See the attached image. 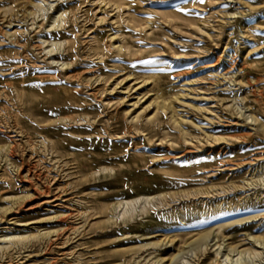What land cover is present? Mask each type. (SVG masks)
Returning <instances> with one entry per match:
<instances>
[{"label":"rangeland","instance_id":"374dc122","mask_svg":"<svg viewBox=\"0 0 264 264\" xmlns=\"http://www.w3.org/2000/svg\"><path fill=\"white\" fill-rule=\"evenodd\" d=\"M31 1L0 0V264H150L132 261L136 232L179 246L210 228L219 253L200 264H235L248 234L264 237V182L242 186L264 172V0H53L62 30L35 17L40 30L22 32ZM38 36L65 41L54 57L74 63L50 64ZM205 187L128 223L110 210ZM182 211L187 225L169 222ZM258 247L236 264H264Z\"/></svg>","mask_w":264,"mask_h":264},{"label":"bare ground","instance_id":"6f19581e","mask_svg":"<svg viewBox=\"0 0 264 264\" xmlns=\"http://www.w3.org/2000/svg\"><path fill=\"white\" fill-rule=\"evenodd\" d=\"M51 1H53V0H32L31 1L34 8L32 10L27 11V14L29 15V22L27 21L28 22L27 23V28L22 30V32L30 33L31 32L30 30H37V31L40 30L38 28H40L41 25L37 26V23L34 20L35 17H41L43 19V21L47 20V19L50 20L47 23V25L44 26L45 32L56 33V32H59V31L62 30V28L64 27V24H65L66 11L67 10L65 11L63 9L56 8L55 3L51 2ZM61 8H63V7H61ZM2 11L3 12H10V11H12V7H3ZM102 20L103 19L101 18L100 21H102ZM38 24H40V23H38ZM6 26L10 27L11 23L10 22L7 23ZM18 31H20V30H16V29L7 30L6 29V30H4V33L10 39H14L15 36H16V33ZM41 33H42V31H41ZM116 36H117L116 34H112V35L109 36V39L110 40L116 39ZM39 38H40V41L43 43L44 52L47 55L46 57L49 60L50 64H54V65L58 66L60 69L64 70V69L70 67L74 63L73 61H72L73 62L72 63L71 61L60 60V59H56L54 57V55L60 53L61 45L65 41L52 40V39L41 38V37H39ZM48 38H49V36H48ZM94 41H96V40H94ZM116 47L117 48H121V44L116 45ZM104 48H105V46H104ZM103 50H105V49H103ZM112 51H114V50H112ZM99 58L102 59V57H99ZM103 59H104V57H103ZM73 76H75V75H73ZM69 78H71V77H69ZM148 78H149V76H148ZM142 79H143V77H142ZM154 91H156V90H154ZM157 98H158V96H157ZM157 98H155L156 102H157ZM162 99H164V98H162ZM171 103L172 102L170 101V104ZM162 107H164V108L166 107L164 102L162 103ZM172 108H173V106H172ZM137 117H138V115H134L132 117V119L137 118ZM246 118H250V120H256V117L253 116L252 114H249V117H246ZM175 120H176V118H175ZM213 138L219 139L217 137H213ZM255 169H256V172H254ZM255 169H253V173H252V175H251V177L249 179L245 178V183L242 186L252 185L253 184L252 181H256V180H259L260 182H264V172L262 171V168L260 169L259 167H257ZM250 180H252V181H250ZM209 193H211V191H209V189L207 187L201 188L200 190H198L197 188H196V190H192L191 189V191L190 190L189 191L178 190V191H169V192L159 191V192H155V193H152V194H142L141 196H138V197H135V198L114 201V202H112L110 204V210L115 212V214L117 215L116 216V220H117V218H119L124 223H128V222L133 221L136 218V216H138L140 214L150 213L151 211H153L155 209L161 208V206H163V204H164V202L166 200L165 198L167 197V195H171L173 197H178L180 199H184V198H189V197L197 198L198 195L209 194ZM190 212H192V211H190ZM188 213L189 212L182 211L179 214H172L171 215V219H170L169 222L177 223L179 225H187L188 224V220H187L186 217H187ZM82 217H83V220H85L84 219V218H86L85 217V213L82 214ZM243 219L244 218H236V219H233L231 221H227V223H225V225L224 224L223 225H219L218 229H217V233L222 230V228H223L222 226H227L229 224H231V225L234 224L235 225V224H238L239 221H242ZM109 220H112V218H109ZM116 220L115 219H114V221L112 220L114 224H116ZM153 226H155V225H153ZM213 231H215V230H213V228H210V229L201 230L199 232H196L194 234L195 235L194 238L190 239L189 241H183L182 245L178 246L176 244L178 239H175V238H171V239L170 238H167V239L163 238V239H157V240L156 239H152L154 236H159L161 233L145 229L143 232H141L139 234L137 232L134 234L135 237L141 238V240H143V241L138 243V244H136L133 247H130L128 250L132 251V253H130V254H132V261H135V262H138L142 258V260H145L146 262H149L150 264H200V255L204 254L212 246L217 245L216 254L218 255V253H219V251H218L219 244L216 243L217 240H215V242L210 244V246H209V243H208V240H207L210 236L212 238L213 237L214 238L217 237V234L214 233ZM130 236L131 235H130V233H128V231H123L121 234L118 235V238H120V239L123 238L124 239V238H129ZM247 236L251 240L253 248L249 247V248L235 249L236 255H237V258L234 261L235 264L238 263L237 260L242 255H247L251 259H254V258H258L260 260L262 259V257H261L262 253L258 249L259 248L258 245L260 246V245H262V243H264V237L252 236V235H249V234ZM16 237L20 238L19 236H16ZM4 238L10 239V238H12V236H5ZM186 245H189L193 249L196 250V252L194 253V256L196 257L197 262L196 261H190V260H187V259L183 258L182 253L184 252V247ZM171 246H175L174 252L170 253L168 255V257L164 256L163 254ZM225 255H226V257H225V259H226L227 256H228V252ZM136 257H139V258L136 259ZM218 259H215V261H218ZM219 263H222V262L219 261ZM225 264H229V263L225 262ZM230 264H232V262H230Z\"/></svg>","mask_w":264,"mask_h":264}]
</instances>
